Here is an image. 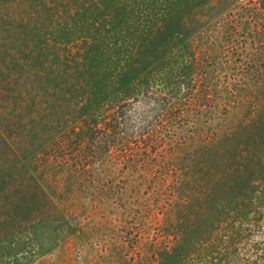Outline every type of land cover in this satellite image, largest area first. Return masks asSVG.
<instances>
[{
	"label": "rangeland",
	"instance_id": "374dc122",
	"mask_svg": "<svg viewBox=\"0 0 264 264\" xmlns=\"http://www.w3.org/2000/svg\"><path fill=\"white\" fill-rule=\"evenodd\" d=\"M208 214L264 248V0H0V264H202Z\"/></svg>",
	"mask_w": 264,
	"mask_h": 264
},
{
	"label": "trees",
	"instance_id": "16d2710c",
	"mask_svg": "<svg viewBox=\"0 0 264 264\" xmlns=\"http://www.w3.org/2000/svg\"><path fill=\"white\" fill-rule=\"evenodd\" d=\"M135 62L136 60L133 57H128L123 62L121 63L119 62L120 63L119 71H117L116 74H113L112 77L109 79L111 85L116 89L115 93L118 94L121 91H124L125 80L131 76L130 72L134 68ZM161 106L166 107L167 105L164 103ZM91 115H92L91 112L88 113L89 119L92 118ZM96 127L97 125L93 122V124L88 125L86 130L81 131V134L83 133L82 146L87 145V143H97V141H100V139L103 138V136L95 137V135L93 134V132L96 130ZM103 129H105V126L103 127ZM97 147L100 146L97 145ZM229 209L230 206L227 203H221L218 206H216L214 211L215 213H217L219 212V210H221V212L224 213ZM210 211L211 210H209V212ZM211 213L212 212H210V214ZM212 216L210 215L209 217L208 214L206 225L204 226L205 230L202 232L200 236H198L199 238H193L190 242L192 243L194 240L196 242L201 238L200 241L203 242V249L201 251L202 264H237V262H240L241 264H264V248H261L259 243H252L249 245L248 251L251 255L250 256L251 258L248 257L246 259L242 257V259L239 260L236 242L243 240V238H245L246 235L248 234L247 232H250V230L243 229L244 219L240 218L238 222L231 224L232 226L229 227L224 234H221L220 236L212 237L213 234L210 233L209 230L207 229L208 226H211L212 221L219 222L220 226L226 224V222H223L222 220H218L217 218L218 216H215V218L213 219L211 218ZM257 221H259L258 218L254 220V222Z\"/></svg>",
	"mask_w": 264,
	"mask_h": 264
}]
</instances>
